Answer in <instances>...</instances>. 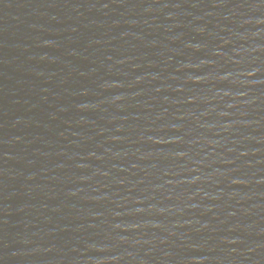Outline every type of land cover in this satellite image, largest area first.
Here are the masks:
<instances>
[{"label":"water","instance_id":"95a60500","mask_svg":"<svg viewBox=\"0 0 264 264\" xmlns=\"http://www.w3.org/2000/svg\"><path fill=\"white\" fill-rule=\"evenodd\" d=\"M0 264H264V0H0Z\"/></svg>","mask_w":264,"mask_h":264}]
</instances>
